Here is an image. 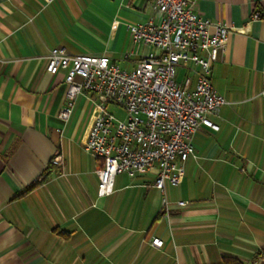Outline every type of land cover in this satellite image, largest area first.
<instances>
[{
    "label": "crops",
    "instance_id": "crops-1",
    "mask_svg": "<svg viewBox=\"0 0 264 264\" xmlns=\"http://www.w3.org/2000/svg\"><path fill=\"white\" fill-rule=\"evenodd\" d=\"M194 6L231 26L211 74L227 99L219 128L197 130L178 186L157 189L146 169L100 197L86 148L97 107L80 94L59 118L66 71L47 72V56L60 46L134 69L151 47L129 25L153 16L148 0H0V264H264V0Z\"/></svg>",
    "mask_w": 264,
    "mask_h": 264
},
{
    "label": "built area",
    "instance_id": "built-area-1",
    "mask_svg": "<svg viewBox=\"0 0 264 264\" xmlns=\"http://www.w3.org/2000/svg\"><path fill=\"white\" fill-rule=\"evenodd\" d=\"M148 4L153 16L129 25L133 42L151 47L134 69H122L105 54L72 55L60 46L47 56V72L66 71V97L59 118H70L80 94L97 107L86 148L98 161L100 197L114 192L117 175L146 169H156L157 189L178 186L185 176V163L196 157L195 133L201 126L218 129L212 117L227 103L213 87L211 74L231 26L201 17L195 0H148ZM260 17L253 12V19ZM178 68L186 71L182 80H178ZM110 105L123 109L126 118L119 119L108 109ZM52 163L62 164L61 156ZM152 244L162 247L163 241L155 238Z\"/></svg>",
    "mask_w": 264,
    "mask_h": 264
},
{
    "label": "rangeland",
    "instance_id": "rangeland-1",
    "mask_svg": "<svg viewBox=\"0 0 264 264\" xmlns=\"http://www.w3.org/2000/svg\"><path fill=\"white\" fill-rule=\"evenodd\" d=\"M186 71L182 68H178V80H182V78L184 77ZM108 109L110 111H114L116 113V116L119 118V119H125L126 118V113L123 109H121L120 107H117L115 105L113 106H109Z\"/></svg>",
    "mask_w": 264,
    "mask_h": 264
},
{
    "label": "trees",
    "instance_id": "trees-1",
    "mask_svg": "<svg viewBox=\"0 0 264 264\" xmlns=\"http://www.w3.org/2000/svg\"><path fill=\"white\" fill-rule=\"evenodd\" d=\"M32 185L34 184H31L29 189L32 187ZM262 256L264 257V254ZM222 264H244V262L236 257L227 256L224 257Z\"/></svg>",
    "mask_w": 264,
    "mask_h": 264
}]
</instances>
